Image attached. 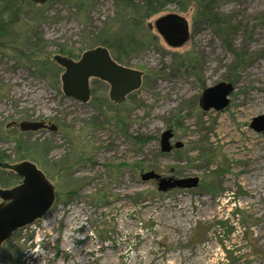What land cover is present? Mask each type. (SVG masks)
Returning <instances> with one entry per match:
<instances>
[{"label":"rangeland","instance_id":"rangeland-1","mask_svg":"<svg viewBox=\"0 0 264 264\" xmlns=\"http://www.w3.org/2000/svg\"><path fill=\"white\" fill-rule=\"evenodd\" d=\"M152 1L151 13L144 0H0V163L33 164L55 192L0 264H264V135L249 128L264 114V0H208L227 30L198 18L197 0ZM166 14L188 22L181 48L147 28ZM98 47L140 73L120 103L95 77L86 103L62 92L53 57ZM220 82L228 106L202 111ZM166 130L183 147L162 154ZM12 171L0 191L21 185ZM149 171L199 184L160 192Z\"/></svg>","mask_w":264,"mask_h":264},{"label":"water","instance_id":"water-1","mask_svg":"<svg viewBox=\"0 0 264 264\" xmlns=\"http://www.w3.org/2000/svg\"><path fill=\"white\" fill-rule=\"evenodd\" d=\"M25 1L42 5L47 0ZM147 28L149 31L154 30L171 48H181L189 39L188 22L178 14L162 15L153 22L147 23ZM53 61L64 69L61 76L63 94L78 102L86 103L89 101V78L91 76L112 84L109 96L115 103L122 102L127 93L139 85L140 73L115 63L104 47L85 52L78 61L61 55H55ZM233 90L232 84L226 82H220L205 89L199 100L201 110L204 112L222 111L228 106V97ZM18 127L21 132H36L44 128V123L22 122ZM249 128L264 135V114L252 118ZM48 129L55 131L56 127L51 125ZM172 139L171 130H166L160 135L161 153H170L173 149L178 150L183 147V144L179 142L172 145ZM0 168L13 170L16 175L24 178L20 186L11 190L0 191V198L5 201L8 200V202L0 204L1 246L17 230L43 218L52 207L55 197L53 186L33 164L22 162L15 166H9L0 163ZM140 178L142 182L154 180L157 184V190L160 192L174 189H192L196 188L199 183L197 177L162 178L153 171L142 173Z\"/></svg>","mask_w":264,"mask_h":264},{"label":"trees","instance_id":"trees-1","mask_svg":"<svg viewBox=\"0 0 264 264\" xmlns=\"http://www.w3.org/2000/svg\"><path fill=\"white\" fill-rule=\"evenodd\" d=\"M166 1H170V0H162V3L166 2ZM18 2V0H16V3ZM197 4L199 3L200 6L198 7V18H203V19H207L209 22H211L212 24H215L218 26V28H224L225 30H227V27H225V23L223 21H221V19L216 18L215 16H210L212 9L209 8V4H208V0H197L196 1ZM145 3V8L147 11L149 12H154L156 7H154V5L156 4L155 1L152 0H144ZM158 4V3H157ZM159 5V4H158ZM209 8V9H208ZM222 28V29H223ZM2 33L1 29H0V34ZM68 55V54H63ZM27 58L31 57V56H26ZM69 58H73L72 56H68ZM243 58H240V60ZM0 160H1V155H0ZM18 177V175H15Z\"/></svg>","mask_w":264,"mask_h":264},{"label":"flooded vegetation","instance_id":"flooded-vegetation-1","mask_svg":"<svg viewBox=\"0 0 264 264\" xmlns=\"http://www.w3.org/2000/svg\"><path fill=\"white\" fill-rule=\"evenodd\" d=\"M118 65H120V66H122L121 64H118ZM126 68V67H125ZM91 78H94V77H90L89 78V80L91 79ZM101 81H103V82H105L106 84H107V86H108V88H109V93L111 92V87H112V84L111 83H109L108 81H104V80H101ZM116 84H117V82H116ZM118 85V84H117ZM61 88H62V81H61ZM109 99H110V96H109ZM111 100V99H110ZM111 101H113V100H111ZM44 123V122H43ZM49 128V126L47 125V123L45 124L44 123V128L43 129H48ZM12 171V170H11ZM13 172V171H12ZM18 177H20V179L22 180V183H23V180H24V178H23V176H18ZM21 183V184H22ZM20 186V185H19ZM5 190H11V189H5ZM54 197H55V192H54ZM55 201V200H54ZM6 203V202H8V200L7 201H5L4 199H2V198H0V204L1 203Z\"/></svg>","mask_w":264,"mask_h":264},{"label":"bare ground","instance_id":"bare-ground-1","mask_svg":"<svg viewBox=\"0 0 264 264\" xmlns=\"http://www.w3.org/2000/svg\"><path fill=\"white\" fill-rule=\"evenodd\" d=\"M81 262V261H80Z\"/></svg>","mask_w":264,"mask_h":264}]
</instances>
